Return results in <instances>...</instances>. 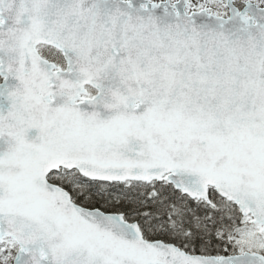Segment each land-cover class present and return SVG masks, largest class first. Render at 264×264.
<instances>
[{
  "label": "snow or ice",
  "instance_id": "obj_1",
  "mask_svg": "<svg viewBox=\"0 0 264 264\" xmlns=\"http://www.w3.org/2000/svg\"><path fill=\"white\" fill-rule=\"evenodd\" d=\"M0 264H264V0H0Z\"/></svg>",
  "mask_w": 264,
  "mask_h": 264
}]
</instances>
